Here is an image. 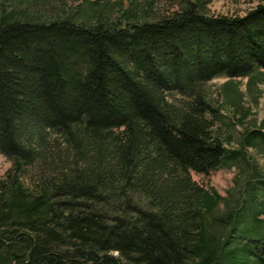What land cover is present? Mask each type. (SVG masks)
<instances>
[{"label":"trees","instance_id":"16d2710c","mask_svg":"<svg viewBox=\"0 0 264 264\" xmlns=\"http://www.w3.org/2000/svg\"><path fill=\"white\" fill-rule=\"evenodd\" d=\"M210 3L87 24L0 0V264H264V119L223 132L206 90L264 83V0ZM219 169L244 189L193 179Z\"/></svg>","mask_w":264,"mask_h":264},{"label":"rangeland","instance_id":"374dc122","mask_svg":"<svg viewBox=\"0 0 264 264\" xmlns=\"http://www.w3.org/2000/svg\"><path fill=\"white\" fill-rule=\"evenodd\" d=\"M19 1L23 6L45 8L46 10H41L44 21L60 16L71 17L77 23L87 24L95 20L94 17L91 18L92 16L115 20L127 9L134 11L137 20L141 22H154L163 16L171 15L184 2V0H46L42 3L43 0H18V5ZM258 3L259 0H211L209 9L213 14L241 16L255 8ZM260 79L262 76L254 78L250 87L248 78L233 80L219 78L207 84L208 96L224 107L223 122L226 126L222 127L223 132L230 131L238 136L243 130L238 118L243 114H246V124L264 119V83ZM237 94L240 95V99ZM234 103L237 109L233 107ZM252 157L264 167L263 160L254 154ZM11 167V161L0 154V179ZM193 179L204 188H213L224 198L236 195L247 183V176L242 175L240 178L236 169H219L208 176L193 174Z\"/></svg>","mask_w":264,"mask_h":264}]
</instances>
